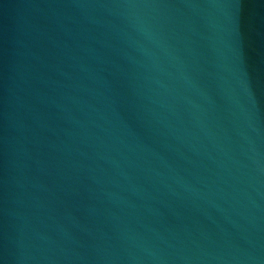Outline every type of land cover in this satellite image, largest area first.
I'll list each match as a JSON object with an SVG mask.
<instances>
[{
  "label": "water",
  "instance_id": "95a60500",
  "mask_svg": "<svg viewBox=\"0 0 264 264\" xmlns=\"http://www.w3.org/2000/svg\"><path fill=\"white\" fill-rule=\"evenodd\" d=\"M0 264H264V0H0Z\"/></svg>",
  "mask_w": 264,
  "mask_h": 264
}]
</instances>
